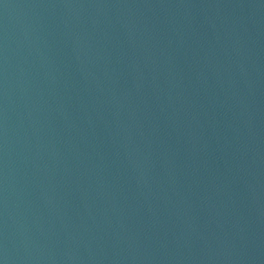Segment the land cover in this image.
Returning a JSON list of instances; mask_svg holds the SVG:
<instances>
[{"label": "water", "instance_id": "95a60500", "mask_svg": "<svg viewBox=\"0 0 264 264\" xmlns=\"http://www.w3.org/2000/svg\"><path fill=\"white\" fill-rule=\"evenodd\" d=\"M0 264H264V0H0Z\"/></svg>", "mask_w": 264, "mask_h": 264}]
</instances>
